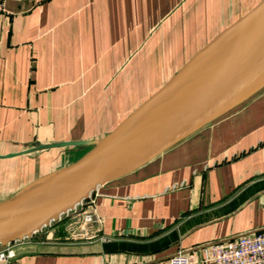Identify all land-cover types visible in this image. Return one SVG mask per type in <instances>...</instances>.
<instances>
[{
	"label": "crops",
	"instance_id": "crops-1",
	"mask_svg": "<svg viewBox=\"0 0 264 264\" xmlns=\"http://www.w3.org/2000/svg\"><path fill=\"white\" fill-rule=\"evenodd\" d=\"M261 1L5 0L0 171L14 166L25 185L79 160ZM91 206L100 223L81 221ZM259 231L264 85L32 237L0 246L15 255L0 264H168Z\"/></svg>",
	"mask_w": 264,
	"mask_h": 264
},
{
	"label": "water",
	"instance_id": "water-1",
	"mask_svg": "<svg viewBox=\"0 0 264 264\" xmlns=\"http://www.w3.org/2000/svg\"><path fill=\"white\" fill-rule=\"evenodd\" d=\"M264 85V0L220 33L74 163L0 204V246L32 237L100 185L161 153Z\"/></svg>",
	"mask_w": 264,
	"mask_h": 264
},
{
	"label": "built area",
	"instance_id": "built-area-1",
	"mask_svg": "<svg viewBox=\"0 0 264 264\" xmlns=\"http://www.w3.org/2000/svg\"><path fill=\"white\" fill-rule=\"evenodd\" d=\"M4 1L0 0V14L5 11ZM87 199L77 207H81ZM81 221L83 223L101 222L92 206L82 214ZM200 251L201 256L196 260L193 254L179 252L170 258L168 264H264V231L213 243L202 247ZM14 256V252L9 249L0 255V259Z\"/></svg>",
	"mask_w": 264,
	"mask_h": 264
},
{
	"label": "rangeland",
	"instance_id": "rangeland-1",
	"mask_svg": "<svg viewBox=\"0 0 264 264\" xmlns=\"http://www.w3.org/2000/svg\"><path fill=\"white\" fill-rule=\"evenodd\" d=\"M6 171H0V204L10 201L11 199H13L14 197H17L19 194H21L22 192H24L26 189H28L29 187H31V185L33 183H35L36 181H38L39 179H41L42 177L46 176H42L40 178H37L35 180H32V182L27 183L25 185H21L20 181L17 180V178H13V176H15L16 171L14 169V166L11 165L10 168V174L9 173H5ZM5 174L9 176L10 180L8 181V179H3L2 175ZM48 175V174H47Z\"/></svg>",
	"mask_w": 264,
	"mask_h": 264
},
{
	"label": "bare ground",
	"instance_id": "bare-ground-1",
	"mask_svg": "<svg viewBox=\"0 0 264 264\" xmlns=\"http://www.w3.org/2000/svg\"><path fill=\"white\" fill-rule=\"evenodd\" d=\"M2 204V203H1Z\"/></svg>",
	"mask_w": 264,
	"mask_h": 264
}]
</instances>
